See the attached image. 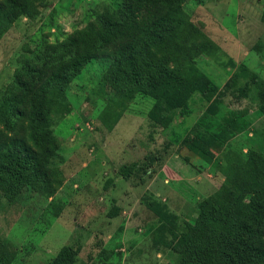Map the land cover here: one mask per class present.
Instances as JSON below:
<instances>
[{"label":"rangeland","instance_id":"374dc122","mask_svg":"<svg viewBox=\"0 0 264 264\" xmlns=\"http://www.w3.org/2000/svg\"><path fill=\"white\" fill-rule=\"evenodd\" d=\"M19 1L7 23L0 17V131L17 119L22 85L38 86L41 63L84 65L65 88L69 113L51 106L47 116L61 119L46 140L31 144L36 158L53 154L49 166L37 159L28 173L0 157L9 172L0 169V255L11 264H52L65 248L71 264H264L254 256L264 247V220L251 195L233 190L226 210L208 202L225 181L223 152H233V162L251 151L264 159V0H174L182 28L165 33L164 25L158 42L138 44L119 69L102 40L126 41L131 9L155 14L169 0ZM164 61L194 88L181 107L160 98L152 68ZM229 112L238 120L220 142L218 126ZM13 176L17 186L9 188ZM259 193L262 205L255 203L264 210ZM156 202L167 212L158 216ZM195 229L212 254H204L203 240L183 244Z\"/></svg>","mask_w":264,"mask_h":264},{"label":"trees","instance_id":"16d2710c","mask_svg":"<svg viewBox=\"0 0 264 264\" xmlns=\"http://www.w3.org/2000/svg\"><path fill=\"white\" fill-rule=\"evenodd\" d=\"M169 1L163 3L159 2L157 12L155 14L147 13L142 15L143 11L141 7H134L131 9L129 14L130 25L127 24L126 26L127 34L130 36L126 41L122 40L121 37H115L106 43L98 37V39L102 40L103 46L105 47L101 50H107L104 51V54L108 52L109 57L116 61L114 62L117 69H119V65H121L124 60L131 58V54L138 44L147 48L151 44L158 42V40L161 39V35L158 34L159 29L163 28L164 25H168L169 27L165 33L178 31L182 28L184 25V19L179 17L181 8L179 5L174 4V0ZM147 2L148 1L144 2V6L149 7L150 5ZM24 3L25 1L19 0H4L3 3H0V17L2 19V23H7L8 16L12 14L11 9H18L19 6ZM260 19L261 22L264 23V3ZM138 23L141 24V28L139 30L135 29ZM128 27L130 28L128 29ZM94 49L95 47L92 48V50ZM100 55L103 56V54ZM100 55L96 56L92 53L89 55V58H101L102 56L100 57ZM165 62L166 61L161 62V65L152 68V74L154 75L155 82H160L158 87L162 92L160 98L166 99L170 97L178 100L177 105L172 106L181 107L184 104V101L187 100L190 94L194 91V88L190 87L189 78L187 79L183 76L178 78L177 71H166L167 68L166 64H164ZM83 65L84 63L79 61L77 64L73 65V67H70V70L62 66H58L55 69H47L46 64L41 63L39 65L41 68L36 70L38 86L35 88H28L27 86L22 85L23 90L30 92L31 94L27 92L24 93L18 102L20 108L17 109L16 112H13L15 113L17 119L13 121V123H10V127L4 130V132L0 131V157L5 163L7 162L6 165L15 159L14 162H16V164L25 165L23 167V171L25 172L28 170V173H35L34 169H37L40 159L44 165L49 166V160L54 157L53 154H49V156L46 157L47 152H44L40 154L39 158H36V154L34 155V151L31 150V144H35L34 138L38 139L39 144H41L43 140H46L52 133V131H50L51 127L54 126L59 119H61L59 117L54 119L55 117L49 118L47 116L50 110H52L51 106H55L57 110H60V112H56L57 114L69 113L70 105H68L69 103L65 96V88L69 80L80 72ZM154 108L152 110H154ZM148 116L150 120L157 122L156 119L158 117H156V113L154 111H150ZM210 120L213 121L214 119ZM237 120L238 117L235 116L234 113L229 112V115L227 113V117L221 120L223 123L219 122L220 125L218 126L219 130L216 134V139L220 142H225L228 138H230L233 134L232 129H234V124ZM170 121V118L163 122L160 121V125L162 127H166ZM201 127L211 129L209 123H206ZM37 134L40 137H37ZM201 155L205 160H210L207 158V156H209L207 152L204 151ZM234 158L235 155L233 152H223L224 166L221 168V172L225 177V181L219 190L212 197H210L208 202L216 204L219 209L221 208L222 210H226L225 205L231 199V196H236L235 193L232 195V191L238 188L237 190L251 195L249 202H252L250 206L256 210V213L258 214L256 216H259L264 220V210L261 206L255 203V201H257L261 204V194L259 192L262 193V191H264V159L261 155L254 151H251L248 154L244 162H233ZM26 166H28V169ZM125 167L120 169V173H122V175H124L123 171ZM0 169H2L5 174H9L8 171L4 170V166L3 168L0 167ZM127 173L126 176H123V179L125 180H128L130 177L129 173ZM238 175L249 176V179L246 183H242L245 179L241 181ZM15 178L16 177L13 176L12 179H10L8 185L9 188L17 186L14 184ZM153 210L158 216H161L164 214V211L167 212V207L161 202H156ZM217 224L218 227L220 226V228H222L225 232H228L226 230V226L220 223V221H218ZM236 230L240 231L241 229L237 227ZM160 231L161 229L156 227L154 229V235L159 236ZM188 235L192 237H190L189 240L183 244H190L193 237L195 242L203 240L201 242L205 247L204 254H212L213 249L207 244V238L198 230L195 229L194 231L188 232ZM227 235L232 234L228 232ZM180 240L181 237L176 241V243L180 242ZM261 243L264 242L262 241ZM254 256L256 259L259 256L264 259V247H261L260 251L254 253ZM73 261L74 258L66 253L65 248H62L52 264H71ZM0 264H11L10 258L6 254H1Z\"/></svg>","mask_w":264,"mask_h":264}]
</instances>
